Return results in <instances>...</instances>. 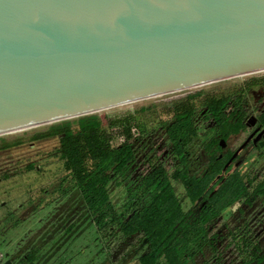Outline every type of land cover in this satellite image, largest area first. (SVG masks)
<instances>
[{
  "label": "water",
  "instance_id": "obj_1",
  "mask_svg": "<svg viewBox=\"0 0 264 264\" xmlns=\"http://www.w3.org/2000/svg\"><path fill=\"white\" fill-rule=\"evenodd\" d=\"M260 71L264 0H0V135Z\"/></svg>",
  "mask_w": 264,
  "mask_h": 264
},
{
  "label": "trees",
  "instance_id": "obj_2",
  "mask_svg": "<svg viewBox=\"0 0 264 264\" xmlns=\"http://www.w3.org/2000/svg\"><path fill=\"white\" fill-rule=\"evenodd\" d=\"M255 82L256 79L250 77L240 89L230 93L210 94L203 98H198L200 89L187 93L183 100L171 106L167 116L158 120V126L163 129L170 143L178 148V153L181 151L180 144L188 139L190 132H194L195 122L200 117L211 118L220 131L236 130L242 125L240 113L224 110L232 105L234 109L241 108L239 103L242 95ZM149 108L150 106H144L139 110ZM233 117L236 121H232ZM260 118L264 123V113ZM130 119L133 118L129 114L107 120L104 124L94 119L80 129L60 132L56 147L57 159L62 170L70 174V179L93 218L95 229L104 221L102 226L111 228L112 231L115 229L112 225H115L125 235L135 233L145 238L146 250L140 255L139 264H188L199 251L201 238L214 235L209 232L216 217L226 207L240 200L249 202L264 195V178L250 185L249 176L247 179L240 171H235L228 174L211 192L209 181L221 165H212L202 177L189 174L185 169L175 171L190 201L198 196L205 199L198 214L182 226L184 213L174 195L168 175L157 164L140 180L139 192L145 197L141 198L144 201H136L135 197H130L122 210H117L109 199L107 185L133 160L134 150L130 143L133 134L130 133V127L133 126L135 131L137 129L138 139L149 131L140 122H130ZM119 136L121 140H118ZM16 142L0 138V148ZM31 169L33 166L27 164L26 170ZM128 212L130 214L127 218L121 220ZM179 226L181 228L178 230ZM236 245L239 257L246 252L249 262L255 260L264 264V253L257 254L259 246L242 241H236Z\"/></svg>",
  "mask_w": 264,
  "mask_h": 264
},
{
  "label": "rangeland",
  "instance_id": "obj_3",
  "mask_svg": "<svg viewBox=\"0 0 264 264\" xmlns=\"http://www.w3.org/2000/svg\"><path fill=\"white\" fill-rule=\"evenodd\" d=\"M262 76L264 71L255 72L143 103L0 135L7 142L17 141L0 148V264L5 261H9L8 264H119L135 245L132 240L125 243L121 235L107 239L106 229L96 231L79 193L65 184L58 186L62 177L63 183L67 182L56 154L60 132L80 129L94 119L104 124L107 120L129 114L133 118L130 122L136 120L145 129L153 130L151 138L165 140L162 129H158V120L167 116L171 106L183 100L187 93L200 89L198 98L230 93L242 88L250 77L257 80ZM263 95L264 88L252 87L246 96L247 114H256L252 106L256 98ZM144 106L150 108L140 111L139 108ZM241 138L242 135L229 137L228 146H234ZM27 164L33 169L26 170ZM249 169V184L252 185L264 175V162L255 161ZM172 182L182 209L193 208L184 197L181 186L174 180ZM112 190L110 198L117 202L123 192L113 187ZM234 208L231 217L226 218L231 227L240 222L242 214L239 203ZM243 216L248 223L256 227L261 224L264 229V195L256 197ZM204 253L206 258L213 251L207 248ZM200 258L199 255L196 257L197 264H200ZM244 258L237 253V259L243 264ZM125 261L130 262L129 259ZM130 264L137 262L132 259ZM211 264H217V261L212 260ZM253 264L262 263L253 260Z\"/></svg>",
  "mask_w": 264,
  "mask_h": 264
},
{
  "label": "flooded vegetation",
  "instance_id": "obj_4",
  "mask_svg": "<svg viewBox=\"0 0 264 264\" xmlns=\"http://www.w3.org/2000/svg\"><path fill=\"white\" fill-rule=\"evenodd\" d=\"M254 86H261L264 88V76L257 79L253 85L245 90L244 95H242L243 98L239 103L241 108L234 109L232 105L231 108L228 107L224 110V112L235 111L236 113H240V123L242 125L238 129L220 131L217 128L218 125H216L211 118L200 117L198 120H196L197 122H195L194 132H190L187 135L188 139L180 144L181 151L179 153L177 150L178 148L173 143H170L163 129L162 131L165 140H155V138H151V133L153 130L148 131L146 135L138 139V131L136 129L130 142L132 149L134 150L132 162L125 170L117 173L114 179L107 185L109 199L114 204V207L117 210H122L124 204H126L130 197H135L136 201L140 200L141 198H145L142 196L141 192H139L140 180L157 164H159L168 175V180L170 181L174 195L177 198L179 205L180 200L176 195L175 187L172 182L173 180L181 186L184 197L187 199L190 205L193 206V208L184 211L180 205V209L184 213V221L182 226L185 223L191 221L193 217L198 214L201 205L205 202V199L202 200L201 196H198L194 201H190L186 195L185 188L183 187L179 176L174 173L175 171H182L185 169L189 174L202 177L204 173L211 169L212 165H221L219 171L214 174L209 181L208 186H212L211 192L216 189L217 185L228 174L234 173L235 171H240L242 175L244 174L243 177L248 179L250 170L249 167L254 164L255 161L259 162L262 160L264 162V123L260 118L261 114L264 113V95L262 97L256 98L257 101H255L252 106V109L257 111L256 114H247V108L245 107L247 93ZM235 117L232 118V121H236ZM158 129H161L160 126H158ZM234 135H242V138L234 146L229 147L227 141L229 137ZM249 152H251L252 156ZM163 157L166 158L164 159ZM63 173L65 176H67V182L63 183L64 178L62 177V180L60 179L57 182L58 186L65 184L67 188L69 186V189H74L77 191L73 181L70 179V174L66 172ZM262 178H264V175ZM112 187L114 189L118 188L123 192L117 202L110 198V194L113 193V190L111 191ZM211 192L209 194H211ZM141 200L144 201V199ZM253 200L249 202L240 200L238 202L240 204L239 211L242 214L239 217L240 222L232 227L227 225L226 218L231 217L230 214L234 211V209H236L234 208L235 204L226 207L216 217L215 224L212 225L213 227L211 226L212 229L210 230L209 234L214 235L201 238V247L194 255L193 259L189 261V263L197 264L195 261L196 257L199 255L201 257L200 264H211L212 260L217 261V264H235L236 261H240L237 259L236 241H242L247 244L249 242L254 243L259 246L257 254H263L264 229H262L261 224H259L260 226L256 227L248 223V221L245 220L246 218L243 216L244 211L251 206ZM83 207L87 210L84 203ZM87 212L90 214L88 210ZM129 214L130 212L126 213V215L124 214L121 217V220L126 219ZM90 217L93 221L91 214ZM102 223H104V221L100 222L96 231L106 229L107 239L117 238L121 235L125 243L127 241L130 243V240L134 241L135 245L133 244L128 256H126L125 259H129L130 262L132 259H134L136 260L137 264H139L138 259L140 255H142L146 250L147 241L145 238L141 237V235H136L135 233L125 235L117 227H115V225H112V227L115 228L112 231L111 228L106 226L103 227ZM180 228L181 226H179L178 230ZM207 248L213 251V253L204 258V252ZM124 254L125 252L122 253V255ZM130 256H133V258L130 259ZM244 257L246 264H251L253 262L248 261V253L245 252ZM125 259H123L119 264H130V262L125 261ZM240 262L238 264H240Z\"/></svg>",
  "mask_w": 264,
  "mask_h": 264
},
{
  "label": "built area",
  "instance_id": "obj_5",
  "mask_svg": "<svg viewBox=\"0 0 264 264\" xmlns=\"http://www.w3.org/2000/svg\"><path fill=\"white\" fill-rule=\"evenodd\" d=\"M134 132H135V128L132 126V127H130V133L131 134H134ZM122 138L119 136L118 137V140H121Z\"/></svg>",
  "mask_w": 264,
  "mask_h": 264
}]
</instances>
